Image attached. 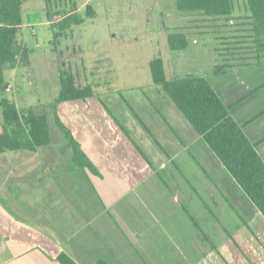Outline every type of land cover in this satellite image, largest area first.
<instances>
[{
	"label": "rangeland",
	"instance_id": "rangeland-1",
	"mask_svg": "<svg viewBox=\"0 0 264 264\" xmlns=\"http://www.w3.org/2000/svg\"><path fill=\"white\" fill-rule=\"evenodd\" d=\"M233 2V15L227 19L180 13L175 0H53L50 19L42 0L23 5L17 43L29 52V65L20 60L15 70L5 69L6 96L19 109L32 108L47 116L52 142L43 149L50 147L46 153L53 159L41 179L21 182L10 169H18L25 158L29 160L24 166L33 167L31 160L36 157L27 152L0 155V264H59L54 260L56 246L52 247L55 252L44 254L41 244L37 243L38 249L29 245L28 238L35 233L65 243L66 249L79 244L80 235L98 237L103 251L99 257L110 264H152L156 249L163 250L159 257L166 264L170 260L177 264L174 256L181 257L175 247L167 238L160 242L158 235L171 227L170 207L178 206L173 197L172 201L165 197L175 182L191 193L190 208L196 211L209 244L216 245L227 231L243 252L249 251L241 239L257 235L254 224L248 223L253 234L223 200L220 183L203 165L207 159L200 160V146L192 138L198 135L162 88L153 84L149 66L152 60L162 59L167 80L202 76L210 84L225 81L238 98L250 88L255 93L232 110L233 115L242 112L243 118H250L260 113L264 109V34L253 30L247 0ZM73 4L84 22L53 43L58 24L73 13ZM88 5L95 11L94 18L85 17ZM176 32L184 33L189 43L178 53L168 46V35ZM222 65L228 66L227 73L214 76L215 68ZM64 70L72 72L77 87L89 86L93 96L55 107ZM56 116L73 131L103 178L73 167L72 151L66 147ZM257 125L256 136H264V117ZM179 138L193 141L194 150L181 148ZM158 145L175 156L173 164ZM152 217L158 221L154 230H150ZM177 217L183 221L172 225L192 242L194 232L199 240L204 237L184 214L179 212ZM214 225L221 230L218 238ZM73 227L79 230L77 236L72 235ZM144 243H148L146 250L141 249ZM93 252L84 256L74 250L72 257L77 263L92 264Z\"/></svg>",
	"mask_w": 264,
	"mask_h": 264
},
{
	"label": "trees",
	"instance_id": "trees-1",
	"mask_svg": "<svg viewBox=\"0 0 264 264\" xmlns=\"http://www.w3.org/2000/svg\"><path fill=\"white\" fill-rule=\"evenodd\" d=\"M28 1L34 0H0V155L6 152L34 154L38 149L50 146L52 142L47 116L36 114L32 108L19 109L6 96L8 82L4 74L5 69L15 70L20 60L29 65V52L19 49L17 43V36L23 25L22 7ZM42 1L48 9L50 19L53 13L50 11L53 0ZM175 7L180 13L200 12L205 17L213 19H227L234 12L233 0H175ZM247 10L252 20L253 30L257 35H263L264 0H247ZM71 11L73 13L58 24V33L55 34L53 43L57 37L62 38L72 31L73 27L84 22V18L77 13L79 9L75 4L72 5ZM85 17L89 19L95 17V11L89 5L86 7ZM188 45V39L184 33L176 32L168 35L170 51L182 52L188 48ZM262 49H264V44ZM149 66L153 84L162 88L196 134L203 139L224 169L264 217V160L257 152V145L248 139L243 128L231 115L233 107L246 101L255 92L252 91L238 99L232 106H226L205 77L186 76L167 80L162 59L152 60ZM227 68L226 65L218 66L213 71V75H225ZM60 86V94L55 107L64 102H78L93 96L89 86L77 87L71 71L64 70L60 73ZM262 116H264V111L252 121ZM138 120L147 131L144 123ZM55 121L64 134L66 147L72 151L73 167L88 169L94 175H98L94 164L75 139L73 131L63 125L57 116ZM164 122L167 124L165 119ZM178 141L185 146L181 139ZM162 151L164 152L163 149ZM141 155L147 161V157L143 153ZM192 158L196 161L194 156ZM196 163L200 168V163ZM221 196L229 205L228 207L239 216L229 200L222 193ZM188 215L194 222L190 213ZM195 225L206 237L202 228H199L196 223ZM56 261L59 264H77L64 252L57 256ZM92 264L110 263L97 258Z\"/></svg>",
	"mask_w": 264,
	"mask_h": 264
},
{
	"label": "crops",
	"instance_id": "crops-1",
	"mask_svg": "<svg viewBox=\"0 0 264 264\" xmlns=\"http://www.w3.org/2000/svg\"><path fill=\"white\" fill-rule=\"evenodd\" d=\"M226 84L227 83L225 81H214L213 84L211 83V86L213 87L214 91L217 93V95L220 97V99L222 100V102L226 106H232L234 104V102H236L238 99H240L242 97L238 98L237 95L233 94L232 93L233 88L232 89L227 88ZM235 87L237 88V86H235ZM242 90H247V89L245 88ZM250 92H252V90L249 88L248 93H250ZM263 92H264V90H263ZM250 98H248L247 100H249ZM263 99H264V93H263ZM246 101L242 102L239 105H242ZM239 105H237L231 109V115H233L232 110H236V108H238ZM243 109L244 108L239 109V110H243ZM167 110H169L170 113H173L174 109H173V107L169 106ZM263 111H264V109L263 110L261 109L260 113ZM34 112L36 113L35 109H34ZM260 113H258V114H260ZM258 114H256L254 117L243 118V116H245V114H243L242 112H239V113H236V115H233V117L235 120L236 119L240 120V121H236V122L243 128V131L246 134V136L248 137V139L253 144L257 145V152L259 153V155L263 159L264 158V136L257 137L256 131H258L257 130V126H258L257 121H260L264 116H262L261 118H259L256 121H252V119L255 118ZM182 124H183V122H182ZM169 125L171 127L174 126L171 123V121H169ZM184 127L187 129V127L185 125H184ZM73 135H74V133H73ZM192 138L194 139L196 144L198 146H200V160H203V157H205L207 159L203 165L207 168V171L211 175V177L216 179L220 183L219 184L220 192L224 195L225 198L229 197L232 199L233 202H231V204H233L232 206L238 212V214H239L238 217L240 219V222L242 224L244 223L243 224L244 228H247L248 230L250 229V231L253 232L252 228L248 227L249 222L253 223L254 224L253 228L255 229V232L257 235H255L253 232L254 238L250 237V238L245 239L244 237H242L241 241L246 243V247L249 248V251L247 253L243 252L241 250V248L239 247L240 245H238V243L233 239L232 236H230V233H228L227 231L224 232V237L221 238L220 241L218 240L217 241L218 243H216V245L209 244V238L206 234H205L206 237H203L202 239L199 240L196 237V235H197L196 232L193 233L192 239L194 238V242H192V240L190 238H188L186 235L181 233L180 227L177 230L176 227H174L172 225V224L175 225L176 223L177 224L181 223V221H183L182 218H180V217H177L175 219V215L179 214V212H181V215L184 214L187 217V219L190 221V223L193 225V227L194 226L196 227L195 223L198 224L197 219L195 217L196 211L192 210L190 208V204L193 201L191 193L189 194L188 192H186L189 190L184 188L185 185L183 183L175 182V180L173 179L172 182H175V183L173 184V187H171L170 190L166 191L165 197L167 200H170V201H172V197H173V202L177 203L178 206L175 208L170 207L171 215L168 218L171 219L169 222H171L172 224H171V227H168V229L166 231H162V233H160V234L158 233V235L160 237L159 241L161 242V240H164V238H167L168 241L175 247V249L177 251L176 254L178 253L179 256L182 258L181 259L179 257L174 256V259H175L174 261L177 262V264L178 263H185V264H264V217L260 214V212L257 211L258 209L255 208L256 206L250 201V199L245 195V193L242 191V189L237 185V183L233 180V178L228 174V172L224 169V167L219 162V160L215 156L214 157L218 161L215 160L213 157H211V154L209 153V151H211V150L205 144L203 139L199 136H194V134H193ZM201 141H203L206 146L203 145ZM182 142L184 143L185 146L181 145L180 142L178 141V144L181 148L186 149L188 147H192L191 149L194 150V147L192 145L193 141H192V143L191 142L188 143L186 140L182 139ZM199 143H201V145ZM158 147L161 148V151H162V147H160V145H158ZM42 149L43 148L38 149V151L33 154V157L34 156L36 157V158H33L31 160L34 163L33 167H26L27 166L26 164L28 163L26 161H28L29 159L25 158V160L23 161L24 163H22L18 169H10V171L12 172V176H13V174H15V175H18L20 177L16 180L20 179L21 182L22 181L27 182L28 180L31 181L33 179L39 180V179H41V178H39L41 175L46 174V172L48 170V166H50V161L53 158L51 157V155L49 153L48 154L46 153V152L50 151L49 150L50 147L43 149V150ZM42 152H45V154L47 156ZM164 152L163 153L170 160V163L173 164V162H174L173 157H175V156L167 153L165 150H164ZM86 156H87V154H86ZM147 156H149V155L147 154ZM43 160H45V162H43ZM24 165H26V166H24ZM149 165L152 167V164H149ZM94 167L96 168L98 175H94L88 169H85V170H88L89 173H92V176L94 175L96 177L103 178V175L101 174V172L97 168V166L94 165ZM167 168L168 167H161V170H166ZM70 170H72V168H70ZM72 171H74V170H72ZM153 171H155V170H153ZM191 188H192V192L195 193L194 196L196 195L198 197V199H200L201 197H199V194L196 193L195 189L193 187H191ZM201 200H202V198H201ZM227 200H229V199L227 198ZM181 202L185 203V205H182ZM229 202H230V200H229ZM203 205L205 208L208 207V209L206 208L208 211L210 210V207L204 201H203ZM179 207H180V209H178ZM188 213H190L194 222L189 217ZM211 216L217 220L216 215L211 213ZM261 216L263 218H260ZM85 219L87 220V222H89V219H87L86 217H85ZM152 220L154 223H153V226L150 227V230H154L158 226L157 219L152 217ZM73 221H74L73 224H75L76 220L74 219ZM69 222H71V221H69ZM197 226L199 228L201 227L199 224ZM86 227L88 228L87 225H86ZM73 228H74V232L72 235L77 236V234H78L77 232L79 230L77 231V228H75V227H73ZM110 230H112L113 232H116V230L114 228H110ZM214 230L215 231L213 233L217 237L221 230L218 226H215V225H214ZM209 232H211V231H209ZM199 233H200V231H199ZM204 233H205V231H204ZM70 235L71 234L67 235L68 239H69ZM31 237L32 238H28L29 239L28 242L30 243L29 245H33L35 248L38 249L37 243L41 244L42 247L44 248V254L55 252L54 249H52V247L56 246L58 248L57 256L61 252L68 254V251H69L70 253L68 255L72 259L75 258V257H72L73 256L72 253L74 250H76L80 255H84V256L91 255L92 252L94 251L93 252V259H95V260H97V258H100L99 257L100 255H103V251L101 249V241H100V238H98L97 236H95V237H97L95 239V238H91V237L85 238L84 236L80 235L79 244L78 243L72 244L73 245L72 248H69V246H67L68 249H66L65 243H63V242L61 243L60 241H57L56 243H54L51 240H49L48 238L43 237L41 234L39 235V233H35ZM147 244L144 243V245H142L141 249L146 250ZM76 245H77V247H75ZM98 252L102 253V254L99 255ZM162 253H163V250L156 249V253L153 254L152 264H166L165 259L164 258L160 259V257H159ZM57 256L54 259L55 261L57 259ZM76 260H78V259H76ZM77 264H82V263H80L78 261ZM168 264H174V262H172L170 260L168 262Z\"/></svg>",
	"mask_w": 264,
	"mask_h": 264
},
{
	"label": "built area",
	"instance_id": "built-area-1",
	"mask_svg": "<svg viewBox=\"0 0 264 264\" xmlns=\"http://www.w3.org/2000/svg\"><path fill=\"white\" fill-rule=\"evenodd\" d=\"M9 91V90H8Z\"/></svg>",
	"mask_w": 264,
	"mask_h": 264
}]
</instances>
